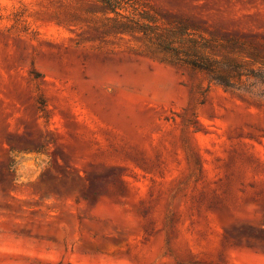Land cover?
<instances>
[{
    "label": "rangeland",
    "instance_id": "374dc122",
    "mask_svg": "<svg viewBox=\"0 0 264 264\" xmlns=\"http://www.w3.org/2000/svg\"><path fill=\"white\" fill-rule=\"evenodd\" d=\"M148 2L264 56V0ZM119 84L153 120H113ZM0 264H264V81L211 83L95 0H0Z\"/></svg>",
    "mask_w": 264,
    "mask_h": 264
},
{
    "label": "trees",
    "instance_id": "16d2710c",
    "mask_svg": "<svg viewBox=\"0 0 264 264\" xmlns=\"http://www.w3.org/2000/svg\"><path fill=\"white\" fill-rule=\"evenodd\" d=\"M95 1L116 34L142 36L164 60L202 72L211 83L226 90H241L251 79L264 81L261 70L255 68L263 54L240 36L208 37L203 25L192 18L166 19L149 0Z\"/></svg>",
    "mask_w": 264,
    "mask_h": 264
},
{
    "label": "bare ground",
    "instance_id": "6f19581e",
    "mask_svg": "<svg viewBox=\"0 0 264 264\" xmlns=\"http://www.w3.org/2000/svg\"><path fill=\"white\" fill-rule=\"evenodd\" d=\"M130 80L137 86H149L150 88V85L154 83L156 84L158 76L142 73L138 76H129V81ZM139 94L140 93H138L137 90H128L126 86L120 84L116 86L115 95L106 98L110 115L114 121L122 126L132 128L140 124H146L150 120H153L151 119V110L146 106L147 104L143 102L144 99L141 98Z\"/></svg>",
    "mask_w": 264,
    "mask_h": 264
}]
</instances>
